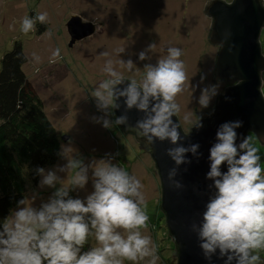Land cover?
<instances>
[{
  "label": "clouds",
  "instance_id": "obj_1",
  "mask_svg": "<svg viewBox=\"0 0 264 264\" xmlns=\"http://www.w3.org/2000/svg\"><path fill=\"white\" fill-rule=\"evenodd\" d=\"M37 22L46 24L48 13L25 16L21 32L26 35L36 31ZM45 35L51 39L53 33L48 30ZM155 47L153 43L141 51L139 60H150L148 53ZM124 51L120 48L117 54ZM101 55L107 57L109 53ZM182 55L180 48L168 47L167 55L155 65L145 64L139 81L133 78L126 85L115 64L128 72H134L136 65L131 59L125 62L109 58L103 68L108 78L91 94L97 109L104 113L103 117H93L94 122L104 128L130 126L153 151L157 141L168 142L162 156L174 165L167 169L168 186L174 190L185 188L177 177L181 166L191 165L189 154L197 160L202 155L198 143L185 146L184 140L189 135L182 137L179 124L173 120L181 111L177 97L189 87L193 93L199 89L196 102L202 111L195 118L192 112L183 117L185 124L199 130L204 127L203 111L222 95L219 80L205 83L210 72L203 73L198 83L190 85ZM32 57L40 62L35 53ZM52 57H61L59 47ZM121 100L123 105L118 103ZM121 107L124 111L115 121L108 119L113 108ZM133 109L142 115L129 125L128 113ZM241 127V120L222 123L216 131V142L209 149L210 168L205 179L211 182L207 186L211 194L201 221L191 225L208 264H212L214 256L224 264H261L260 253L264 252V170L259 148L251 136H243L237 144V130ZM58 155L67 161L63 166L36 169L39 188L54 189L48 199L35 206L38 194L25 196L0 222V264H125V261L158 264L157 245L151 235L144 234L149 229V215L141 180L113 163L110 154L106 159L85 164L71 140L61 145ZM223 165L226 171H222ZM187 170L185 167L184 171ZM89 171L94 190L84 199L72 198L70 191L85 189ZM58 172L71 174L70 188L57 187L64 181ZM90 236L96 246L83 251Z\"/></svg>",
  "mask_w": 264,
  "mask_h": 264
},
{
  "label": "rangeland",
  "instance_id": "obj_2",
  "mask_svg": "<svg viewBox=\"0 0 264 264\" xmlns=\"http://www.w3.org/2000/svg\"><path fill=\"white\" fill-rule=\"evenodd\" d=\"M207 1L0 0V58L10 49L14 40L20 42L25 57L22 71L58 137L59 152L61 145L71 140L72 147L77 150V155L83 158L85 164H90L92 160L106 159L110 154L113 163L141 180L149 215V229L144 234L151 235L157 245L160 257L158 264H176V257L173 243L167 234L165 218L159 209L160 184L154 164L148 154L139 151L132 136L123 134L116 125L104 128L101 123L94 122L93 117H103L104 113L97 109L91 94L100 82L108 78L103 72L107 59H122L125 62L131 59L137 67L134 72H128L118 63L115 67L122 72L125 79L135 78L139 81L144 74L145 64L155 65L159 58L167 55L168 47L182 50L181 59L185 62L190 85L198 83L200 76L208 72L210 74L205 83L214 84L212 69L217 47L209 45L207 41L210 20L202 12ZM223 1L229 3L231 0ZM41 12L48 13V22L41 24L42 29L38 33L34 31L23 34L20 30L22 19L25 16L35 17ZM72 15L78 16L84 22H91L95 31L92 36L68 47L64 24ZM48 30L53 33L51 39L45 35ZM263 38L264 29L260 32L259 43ZM153 43L156 47L148 53L151 59L140 61L139 53ZM57 47L61 49V57L53 59L52 54ZM120 48L125 51L118 55L117 50ZM261 48L260 52L264 56V48ZM103 52H108L109 56H102ZM33 53L40 57L39 63L33 60ZM260 80V95L264 99V69ZM219 82L222 85L221 93L234 85L231 80ZM199 95V89L193 93L189 87L177 97L181 111L176 120L185 135H189L192 125L185 124L184 115L192 112L195 118L202 111L196 102ZM213 105L214 101L209 109L203 111L204 118L213 110ZM108 119L114 121L113 109ZM248 135L259 148L260 164L264 170V144L260 146L252 134ZM62 136L67 139L62 141ZM66 162L58 155L56 162L45 169H55ZM57 174L64 180L57 187L70 188L71 174ZM91 175L89 171L90 179L85 189L70 191L72 198L84 199L94 190ZM39 181L38 176L36 185L27 187L22 197L38 194L35 206L46 201L54 191L50 188L40 189ZM15 208L16 206L12 209ZM95 246L96 241L90 236L83 251ZM260 255L261 264H264V252ZM125 264L146 262L125 261Z\"/></svg>",
  "mask_w": 264,
  "mask_h": 264
},
{
  "label": "water",
  "instance_id": "obj_3",
  "mask_svg": "<svg viewBox=\"0 0 264 264\" xmlns=\"http://www.w3.org/2000/svg\"><path fill=\"white\" fill-rule=\"evenodd\" d=\"M203 15L209 18L207 41L216 46L217 52L213 62V81L229 82L234 85L225 89L223 94L214 100V109L203 119L204 127L195 129L190 127V134L184 140L198 143L202 154L197 160L191 157L189 166H181L177 179L185 185L182 190H174L168 186L167 169L173 163L163 157L162 153L169 144L159 141L153 145L155 151L147 146L143 139L137 137L130 126H117L125 135L133 137L140 152H145L151 158L160 184L159 209L165 218V226L173 246L176 264H208L203 258L195 233L191 232V225L199 223L207 203L210 181L205 179L210 168L209 149L216 142L218 127L227 121L241 120L243 127L237 130L240 139L251 133L259 145L264 144V99L260 95V76L264 69V56L260 52L259 36L264 29V5L262 0H208L202 9ZM68 36L67 46L93 35L95 27L91 22H84L78 16H70L64 24ZM125 85L128 79H125ZM122 87V86H121ZM225 97L230 98L226 100ZM123 105V100L118 101ZM124 109L113 108L116 117ZM129 125L135 123L142 114L135 109L128 113ZM114 119V121H115ZM174 122L178 123L176 117ZM181 131V130H180ZM181 132V136L183 137ZM188 136V135H185ZM62 141L66 136L60 137ZM187 167V171L184 168ZM226 165L222 171H226ZM195 189V190H194ZM218 255V253H217ZM212 264H224L223 260L213 257Z\"/></svg>",
  "mask_w": 264,
  "mask_h": 264
},
{
  "label": "trees",
  "instance_id": "obj_4",
  "mask_svg": "<svg viewBox=\"0 0 264 264\" xmlns=\"http://www.w3.org/2000/svg\"><path fill=\"white\" fill-rule=\"evenodd\" d=\"M41 29L37 23L35 32ZM24 62L18 40L0 58V222L36 185V169L52 166L59 152L58 137L22 71Z\"/></svg>",
  "mask_w": 264,
  "mask_h": 264
},
{
  "label": "flooded vegetation",
  "instance_id": "obj_5",
  "mask_svg": "<svg viewBox=\"0 0 264 264\" xmlns=\"http://www.w3.org/2000/svg\"><path fill=\"white\" fill-rule=\"evenodd\" d=\"M153 1H155V0H153ZM231 2V1H230ZM168 5H170V3L168 4ZM264 5V4H263Z\"/></svg>",
  "mask_w": 264,
  "mask_h": 264
},
{
  "label": "built area",
  "instance_id": "obj_6",
  "mask_svg": "<svg viewBox=\"0 0 264 264\" xmlns=\"http://www.w3.org/2000/svg\"><path fill=\"white\" fill-rule=\"evenodd\" d=\"M264 4V3H263Z\"/></svg>",
  "mask_w": 264,
  "mask_h": 264
}]
</instances>
